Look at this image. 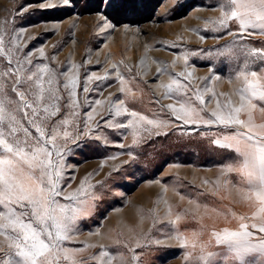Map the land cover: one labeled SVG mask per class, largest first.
<instances>
[{"label":"rangeland","instance_id":"1","mask_svg":"<svg viewBox=\"0 0 264 264\" xmlns=\"http://www.w3.org/2000/svg\"><path fill=\"white\" fill-rule=\"evenodd\" d=\"M113 2L125 6L0 0V92L31 134L5 127L3 138L51 153L57 214L73 217L51 264H240L218 241L241 224L253 242L264 237L251 227L261 205L241 171L248 128L212 114L251 118L264 136V101L250 108L240 91L253 71L264 83V29L219 24L228 0ZM18 242L11 228L0 233V264L22 260ZM253 257L264 259H244Z\"/></svg>","mask_w":264,"mask_h":264},{"label":"snow or ice","instance_id":"2","mask_svg":"<svg viewBox=\"0 0 264 264\" xmlns=\"http://www.w3.org/2000/svg\"><path fill=\"white\" fill-rule=\"evenodd\" d=\"M64 3L68 4L69 0H64ZM108 3L111 7L125 6L123 3H114L113 0H108ZM228 3L231 7V15L225 14L224 18L218 21L219 24L226 26L227 20L234 18L239 20L242 27L251 25L253 28L264 29V0H228ZM251 77L253 79L248 80L245 76L246 86L240 90L241 100L243 101L247 97V106L255 108L256 105L251 101L254 98L264 101V83L256 79L255 71L251 72ZM167 87L171 90V85ZM13 91L15 92V89ZM16 95L19 96L25 108L32 107V104L25 100V93L16 92ZM13 103L15 101L8 99L6 93L0 92V146H3V153H0V205L7 209L6 212H0V219L6 220V222L0 223V233L9 228L12 229L15 239L20 241L15 244L16 255L22 260H6L4 264H51L49 258L56 256L60 251L59 241L67 239L68 225L65 220H71L73 217L57 214L58 206L55 197L59 195V192L51 171L54 167L53 161L50 159L51 153L42 145L39 147L30 145L27 140L14 139L13 144L3 138L5 127L11 130L10 135L19 130H22L26 136L31 135L27 128H19L20 121L14 114L19 109L8 110V106ZM168 107H172V105ZM244 107L245 105L242 103L240 107L234 109L235 113L239 114ZM44 111L47 112L48 109L45 108ZM32 115L36 116L35 109H33ZM51 115H55V112ZM212 115L221 123L244 125L248 128V132L238 134L244 139L241 171L247 175L248 183L255 189L256 199L261 205L258 212L254 214L260 216L261 223L259 226L254 223L251 227H258L259 232L264 233V215H262L264 214V136L257 139V134L251 132V118L249 122H246L239 119L238 116L233 117L231 113L227 118L215 112ZM28 123L36 127L40 138L45 136L44 130L34 120H29ZM148 123L151 124L153 121H148ZM54 132L53 129L51 137L53 139ZM36 143L40 144V140L38 139ZM22 144L30 147L32 151H25ZM41 154L48 159H39ZM23 165H27V170ZM37 170H39V175H36ZM55 175L57 177L60 175L58 168ZM68 199H72V197ZM16 207H19L21 211L17 212ZM60 212H64V207H60ZM240 227L242 231L226 232L224 240L218 242L229 244L235 252L234 258L240 264H255L256 257L250 261L245 260L244 257L257 251L264 256V237L253 242L252 238L255 234L248 230L249 226L241 224ZM211 255L209 253V256ZM260 264H264V259L260 260Z\"/></svg>","mask_w":264,"mask_h":264}]
</instances>
